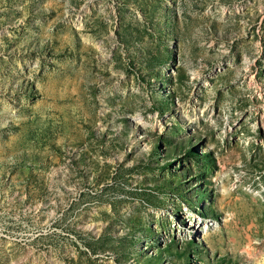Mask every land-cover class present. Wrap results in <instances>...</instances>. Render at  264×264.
Segmentation results:
<instances>
[{"label": "rangeland", "instance_id": "1", "mask_svg": "<svg viewBox=\"0 0 264 264\" xmlns=\"http://www.w3.org/2000/svg\"><path fill=\"white\" fill-rule=\"evenodd\" d=\"M0 264H264V0H0Z\"/></svg>", "mask_w": 264, "mask_h": 264}]
</instances>
